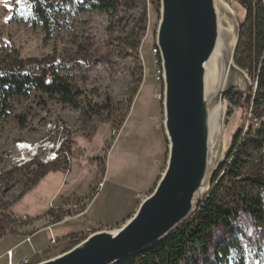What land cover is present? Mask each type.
I'll return each mask as SVG.
<instances>
[{
  "label": "rangeland",
  "instance_id": "374dc122",
  "mask_svg": "<svg viewBox=\"0 0 264 264\" xmlns=\"http://www.w3.org/2000/svg\"><path fill=\"white\" fill-rule=\"evenodd\" d=\"M221 1L229 6L223 3L226 11L219 10L221 19L236 27L235 20H242V9L226 0ZM119 11L118 16L122 19L117 23L103 13L62 11L59 18L65 17L70 27L55 28L47 36L41 27L25 22V17L23 23L11 19L10 1L0 0V44L5 49L14 50L19 58L49 55L64 60L75 53L78 44L86 42L98 56L108 58L107 61L99 59L87 71L73 69L63 74L92 102L102 103L105 97H109L114 107L111 115L103 112L101 118L92 117L84 123L78 110L31 91L28 96L12 99L5 113H0V173L15 167V158L30 160L45 152L44 149L52 146L51 142L67 138L66 142L70 144L69 163H64L65 168L61 166L27 189L18 183L5 194L8 211L15 222L11 224L14 232L0 235V264H5L9 249L15 259L28 255L32 263H38L61 254L73 241L86 238L94 231L120 227L152 192L165 168L167 141L163 129V85L155 80L151 52L155 45L159 5L154 0H146L145 29L136 51L120 46L118 37H125L137 11L128 8ZM17 16L21 14L17 13ZM108 50L110 56L106 57ZM236 96L226 97L227 109L232 107V112H226L224 149L219 161L228 149L232 132L246 125L249 116L244 108L229 102L228 98L237 102ZM17 141L36 144L37 154L24 152L21 157L15 148ZM127 189L138 191L132 212L123 195ZM22 191L24 194L19 198ZM95 193L91 212L102 215L104 210L117 209L123 218L126 217L121 224L110 228L96 226L60 238L51 236L52 223H55L53 215H60V220L66 219L67 223L85 226L87 218L82 212ZM41 220L46 221L42 227L36 224ZM37 231L40 232L37 237L43 238L44 249L33 254L28 245ZM51 237L55 243L50 242ZM21 239L26 242L17 249H7ZM251 263L264 264V249Z\"/></svg>",
  "mask_w": 264,
  "mask_h": 264
},
{
  "label": "trees",
  "instance_id": "16d2710c",
  "mask_svg": "<svg viewBox=\"0 0 264 264\" xmlns=\"http://www.w3.org/2000/svg\"><path fill=\"white\" fill-rule=\"evenodd\" d=\"M11 19L23 23V17L47 36L55 28H69L65 13H103L117 23L120 8L136 9L125 37H118L125 49L136 51L145 29L146 0H9ZM159 5V0H154ZM243 11L242 25L234 54L237 66L256 82V90L248 97L228 98L229 102L249 113L246 125L232 132L225 156L213 172L209 189L198 203L195 213L158 245L128 258L120 264H250L264 249V0H226ZM20 13L21 16H17ZM109 51V50H108ZM124 53L123 55H125ZM110 56V51L105 55ZM158 59V54H157ZM98 56L84 42L67 59L52 56L19 58L16 52L0 44V113H5L12 99L36 91L78 110L81 122L92 117L111 115L114 107L109 97L105 102H92L83 90L66 75L78 69L87 71ZM232 107L227 113L231 114ZM70 151V146H69ZM64 162L42 164L30 161L0 173V235L10 234L15 219L8 211L5 194L16 184L26 189L43 177L56 172ZM24 191L19 193L22 197ZM50 215V211L47 212ZM55 222L60 215H53ZM73 241L72 246L80 242ZM252 264V263H251Z\"/></svg>",
  "mask_w": 264,
  "mask_h": 264
},
{
  "label": "water",
  "instance_id": "95a60500",
  "mask_svg": "<svg viewBox=\"0 0 264 264\" xmlns=\"http://www.w3.org/2000/svg\"><path fill=\"white\" fill-rule=\"evenodd\" d=\"M242 20H235L230 32L220 27L214 0H159L155 47L162 70L165 168L152 192L120 227L94 231L36 264H120L158 245L195 213L223 154L226 97L246 98L257 87L234 61ZM219 39L221 56L227 58L215 62L218 82L207 92V64ZM214 101L221 111L212 161L209 106Z\"/></svg>",
  "mask_w": 264,
  "mask_h": 264
},
{
  "label": "crops",
  "instance_id": "0c3cea01",
  "mask_svg": "<svg viewBox=\"0 0 264 264\" xmlns=\"http://www.w3.org/2000/svg\"><path fill=\"white\" fill-rule=\"evenodd\" d=\"M137 96H138V93H137ZM137 96H136V98H137ZM156 113H157V115H159L158 110L156 111ZM127 191L128 192H126V193L123 192V195L128 200V203L130 204V207L132 208V210H131V212H132L135 209V203H136L137 198H138V191L134 190V189H127ZM53 194H55V193H53ZM95 196H96V193L89 199V201L87 202L86 208L82 212L83 216L88 219V220L86 219V222L84 224L85 226L81 225L80 223H76V222H74V224L67 223L66 219H62V220H59L55 223H52L54 226L52 227V230H50V232H52L51 236L60 238V237H63L69 233L91 230V229L95 228L96 226H102L104 228H106V227L110 228V227L116 226L117 224H121L126 217L123 218L122 212L117 210V209H113L111 211L110 210H104V211H102V215H99V214L97 215L96 211L91 212L92 200ZM92 221L94 223L93 225H92ZM45 222H46L45 220H41L40 222H36V224L39 225L40 227H42L45 224ZM85 227H87V228H85ZM41 230L42 229H40L39 231H41ZM39 231H37L36 233L33 234V236L31 237L30 245H28L29 249L32 250L33 254L36 251L38 252V251H41L44 249L43 238L37 237V235L40 233ZM48 235L49 234H47V237H49ZM23 242H24V239L18 240L16 243L13 244V246L8 247L7 249L15 248V247L17 249L20 245H22ZM27 256L28 255H25L23 257H27Z\"/></svg>",
  "mask_w": 264,
  "mask_h": 264
},
{
  "label": "built area",
  "instance_id": "2783aa9c",
  "mask_svg": "<svg viewBox=\"0 0 264 264\" xmlns=\"http://www.w3.org/2000/svg\"><path fill=\"white\" fill-rule=\"evenodd\" d=\"M151 52H152V55L154 56V65H155L154 77H155V80L160 82L162 79V70L160 68L159 58L155 59V57L158 54V50L155 47V45L152 47ZM61 130L63 129L61 128ZM56 131H59V130H56ZM66 141H67V138L63 140L60 139L58 142L57 141L51 142L52 146L50 148L48 149L43 148L45 152L38 153V154H37L38 151L35 149L36 144L31 145L30 143L17 141L15 142V148L17 152L21 153L22 155L21 157H23L24 152H32V154L34 155L37 154V155L32 157L30 160H25L24 158H15L13 159L16 163L14 166L22 167L32 160L36 162H40L42 164H48V163L59 162V161H62L64 163L66 162L67 164L69 163L68 161H69V155H70V151H69L70 144ZM27 240L29 241V239ZM50 242L55 243V240L53 239V237H51ZM5 264H36V263H32L27 257L15 259L14 253L12 252L11 249H9L8 251H6V254H5Z\"/></svg>",
  "mask_w": 264,
  "mask_h": 264
},
{
  "label": "bare ground",
  "instance_id": "6f19581e",
  "mask_svg": "<svg viewBox=\"0 0 264 264\" xmlns=\"http://www.w3.org/2000/svg\"><path fill=\"white\" fill-rule=\"evenodd\" d=\"M214 4L216 7L220 27H222V28H224L230 32H233V30L235 29V26H232L231 24H229V23H227L221 19L219 10L224 9V5H223L222 1L221 0H214ZM224 11H226V9H224ZM220 45H221V40L219 39L217 47H216L213 55L211 56V58L209 59V62L207 64L208 65V71H209L207 73V79H206V81H207V92L212 91L216 87L217 82H218V78H217V74H216V69L218 66L215 64V62H218V60L221 62L227 58V55H225V54L221 56ZM218 55H219V58H218ZM220 111H221V107L219 108L218 103L214 104L213 102H211V104L209 106V123H210L209 139L211 141V151H212L211 159H212V161L214 160V158L217 155V150L215 151L214 145H215V143H217V139L219 137L218 119L220 117Z\"/></svg>",
  "mask_w": 264,
  "mask_h": 264
},
{
  "label": "snow or ice",
  "instance_id": "6c2138e0",
  "mask_svg": "<svg viewBox=\"0 0 264 264\" xmlns=\"http://www.w3.org/2000/svg\"><path fill=\"white\" fill-rule=\"evenodd\" d=\"M20 2V0H17V3H19Z\"/></svg>",
  "mask_w": 264,
  "mask_h": 264
}]
</instances>
